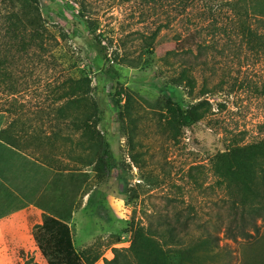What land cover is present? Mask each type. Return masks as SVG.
I'll return each mask as SVG.
<instances>
[{
	"label": "rangeland",
	"instance_id": "374dc122",
	"mask_svg": "<svg viewBox=\"0 0 264 264\" xmlns=\"http://www.w3.org/2000/svg\"><path fill=\"white\" fill-rule=\"evenodd\" d=\"M31 2L39 6L46 30L26 25V0H0V137L46 164L22 187L32 191L34 180L41 190L39 207L69 223L85 264H104L114 247H129L136 223H178L177 213L178 226L186 222L190 233L186 242L220 235L225 247L217 249L212 263L264 264L261 220L252 239L224 237L230 223L227 196L210 171L212 158L235 142L264 139V57L241 47L235 54L227 35L214 38L210 31L208 8L212 5L219 22L228 17L227 8L219 1H198L188 11L182 0ZM242 2L251 15L264 17V0ZM189 35L185 42L177 40ZM95 38L107 47L108 58ZM200 41L217 43V49L209 47L203 55L209 65L196 70L198 88L190 95L171 84L182 60L167 59V53L195 49ZM111 65L119 75L101 76ZM80 78L92 80V95L106 100V118L97 130L109 141L117 169L103 180L93 165L73 159L96 149L85 134L89 129L74 127L83 105H74L71 90ZM204 88L210 90L203 96L212 104L210 114L194 126L172 124L165 108L169 93L187 108ZM194 166L205 172L202 185L191 178ZM40 220L24 218L25 242ZM16 248L22 260L15 257L11 264L30 258L48 264L39 248L34 253Z\"/></svg>",
	"mask_w": 264,
	"mask_h": 264
},
{
	"label": "trees",
	"instance_id": "16d2710c",
	"mask_svg": "<svg viewBox=\"0 0 264 264\" xmlns=\"http://www.w3.org/2000/svg\"><path fill=\"white\" fill-rule=\"evenodd\" d=\"M26 1L28 8L24 9L26 25L34 31L46 30L45 25L41 24L39 6L32 2L30 4V0ZM33 1L36 3V0ZM198 1L208 4L219 1L220 6L228 10L225 22H219L218 15L210 4L208 13L213 22L210 31H213L214 38L227 35L230 38L229 47H234L235 54L240 52L241 47L259 57H264V17L251 15L242 0H182L184 10L188 11ZM188 37L191 35L181 36L177 40L182 43L187 41ZM95 39L101 46L102 41ZM186 47L176 48L167 53V59L179 57L182 60L179 64L181 67L173 71L170 81L173 86L183 87L190 95H194L198 88L196 70L209 65L207 57L204 58L203 55L209 53V47L217 49V43L200 41L196 42L195 49L190 45ZM100 52L108 58L107 47L101 46ZM116 55L115 60L118 59ZM111 66L103 70L100 75L116 78L119 72ZM91 85L92 80L89 78H80L75 81L71 94L75 106L83 105L81 116H75L74 127L89 129L85 134L95 140L96 149L95 152L90 151L91 154H76L73 159L82 160L87 166L93 165L96 175L103 180L111 177L117 166L109 141L97 130L99 120L106 118V100L104 97L96 99L92 95ZM100 85L99 83L96 89H99ZM101 88H104V85ZM206 89H203L200 96H195L194 101L187 108L176 100L174 94L169 93L165 108L172 124L176 127L194 126L210 114L212 104L208 99L203 98L210 92ZM116 93L121 99L122 93L120 91ZM201 167H192L190 175L202 185L204 180L201 176L203 177L205 172L200 171ZM210 171L216 179L214 183L216 187L224 190L227 196L230 223L225 228L224 237L236 242L256 237L260 232L259 221L264 223V139L247 144L235 142L212 158ZM180 218V213H177L178 223L153 224L151 221L136 223L132 226L130 246L114 247L113 257L105 259L104 264H214L213 255L217 249L225 247L219 244L220 235L209 233L193 239L194 241L186 242L190 233L187 231L186 222L178 226L182 223ZM32 235L48 264H85L82 255L75 247L74 235L68 222L43 213L42 222L33 226ZM199 259H202L203 263ZM25 264L39 263L30 258Z\"/></svg>",
	"mask_w": 264,
	"mask_h": 264
},
{
	"label": "crops",
	"instance_id": "0c3cea01",
	"mask_svg": "<svg viewBox=\"0 0 264 264\" xmlns=\"http://www.w3.org/2000/svg\"><path fill=\"white\" fill-rule=\"evenodd\" d=\"M3 129L0 128V131ZM43 164L45 163L34 155L0 137V264H11L15 257L22 260L16 251L19 245L26 253H34L38 249L31 227L27 242L24 241L22 228L25 227L24 218L29 220L32 215L33 218L42 219V214L46 213L38 205L41 190L37 189L31 179L32 191L28 192L22 186L27 176L33 179L37 173L40 176ZM56 217L64 220L57 215ZM41 222L42 220L36 221L35 224ZM74 243L76 245L75 240Z\"/></svg>",
	"mask_w": 264,
	"mask_h": 264
}]
</instances>
